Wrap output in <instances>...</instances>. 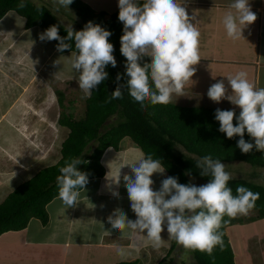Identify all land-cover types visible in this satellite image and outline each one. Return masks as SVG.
Wrapping results in <instances>:
<instances>
[{
  "label": "clouds",
  "instance_id": "9594fccd",
  "mask_svg": "<svg viewBox=\"0 0 264 264\" xmlns=\"http://www.w3.org/2000/svg\"><path fill=\"white\" fill-rule=\"evenodd\" d=\"M57 11L60 7L69 10L73 0H54ZM26 7L25 0H20L18 8ZM118 19L123 23V35L120 38L121 54L126 58L125 75L129 77L125 84H117L115 91L106 102L123 99L126 90L141 108L147 104L167 105L174 98L185 96L184 88L196 72L193 67L199 64L200 32L190 20L186 8L177 0H118ZM236 15L229 12L223 19L228 37L240 39L242 30L256 20L249 0H234L229 5ZM67 36L61 37L57 25L50 26L40 34L41 41H58L57 51L71 50L68 60L71 71L75 74L79 89L84 98H91L93 90L108 79L105 68H113L117 62L113 55L114 46L109 42L112 33L98 24L89 21L83 30L67 29ZM67 41V42H66ZM71 41L75 42V51ZM150 58V63L141 61ZM61 57L54 64H61ZM76 73L79 75L77 76ZM117 75V81L121 80ZM226 87L223 80L212 84L207 92L208 98L219 104L229 101L240 109L236 115L231 110H215V119L219 121V131L228 139L239 137L237 147L243 154L253 150L264 153V87H257L248 79V74L240 71L235 76L227 77ZM177 99L175 100V102ZM236 119L234 126L233 120ZM245 132L253 142H246ZM80 157H69L60 167L57 176L58 195L63 204L76 207L80 203L81 191L85 192L88 174L78 170ZM130 166L132 176L123 175L131 210L135 221L128 218L122 208L114 209L107 221L111 230L119 231L121 236L129 232L145 233L153 248L159 249L164 243L161 233L167 230L168 239L175 240L185 249L198 250L213 257L214 250H224L223 225L234 219L247 216L260 198L258 192L247 187H229L232 174L220 159L205 155L196 160V168L202 177H210L208 183L197 186L194 183L181 184L178 177L168 176L161 181L159 190H153V174L165 173L161 159H154L151 154L141 156ZM124 167V166H123ZM121 167V168H123ZM120 168V169H121ZM118 179L112 181L118 188ZM111 189V184L108 185ZM118 197V191H112ZM117 254L124 257L123 247L117 248Z\"/></svg>",
  "mask_w": 264,
  "mask_h": 264
},
{
  "label": "crops",
  "instance_id": "0c3cea01",
  "mask_svg": "<svg viewBox=\"0 0 264 264\" xmlns=\"http://www.w3.org/2000/svg\"><path fill=\"white\" fill-rule=\"evenodd\" d=\"M80 1L96 13H104L105 18L118 8V0ZM233 2L234 0H177V3L186 8L189 17H195L190 22L196 25L201 34V60L199 64L193 66L196 72L191 78L192 81L184 88L185 96L174 98L172 103L189 107L239 109L227 100L219 104L213 102L208 98L207 92L212 84L223 80L231 94L227 77L235 76L240 71L246 72L250 82L257 87H264V0H249L251 10L257 18L242 30L243 37L240 39L228 37L223 24L226 14L232 12L236 15L235 10L229 8ZM13 12L15 11H8L0 18V22L8 15L14 18L13 22L0 25V45L8 40L5 46L0 47V63L8 64L5 70L0 67L1 103L7 101L3 81L11 79L12 75L20 81L21 71L18 70L20 64L29 62L38 70L54 56H62L59 65L63 66V63L68 61L65 57L71 55V51L58 52L53 41L47 43L41 41L37 30L40 29L42 33L44 31L37 26L26 27L24 17L19 14L24 19L23 29L15 32L13 24L17 20L12 15ZM61 13L64 19L59 14L55 16L67 29L70 28V22L75 21L74 17L63 7ZM77 26L82 28L80 24ZM8 53L12 54L11 59L4 57ZM59 65L55 64V67H52L51 75L62 77L61 80L72 79L77 82L71 69V74H63L59 71ZM4 113L1 112L0 117H3ZM8 125L11 126L9 123ZM10 144L2 138L1 155L7 153L5 148L7 149ZM141 154L144 152L129 137L122 138L116 149L107 148L100 158L104 168L103 176L88 179L85 192L81 191L80 203L76 207L68 208L59 196H56L46 205L48 220L45 224L37 218H31L25 228L0 234V264H114L121 261H136V264H158L162 261L163 264H169L173 249L178 243L173 246V240L168 239L166 227L161 233L165 241L156 249L145 236L146 232H129L121 236L119 231L111 230V225L107 221L108 216L117 208H122L128 218L135 221L136 216L131 210L122 177L133 175L130 166L125 165L137 160ZM119 169L121 179L117 188L112 181L118 179ZM6 173L10 174L11 171ZM151 178L155 182L153 190H159L161 181L167 178L166 171L163 175L153 174ZM6 181L9 182L6 177L5 179L0 177V188L6 187L2 185ZM1 191L0 202L12 190L4 193ZM112 191H118L119 196H113ZM33 220H39V223L32 226ZM244 228H249L251 232L248 230L242 237L239 233ZM225 231L232 245L235 264H264V218L235 223L227 226ZM239 238L241 240L238 244ZM251 239L260 241L258 250L249 249ZM118 247L126 250L127 254L124 257L117 254Z\"/></svg>",
  "mask_w": 264,
  "mask_h": 264
},
{
  "label": "trees",
  "instance_id": "16d2710c",
  "mask_svg": "<svg viewBox=\"0 0 264 264\" xmlns=\"http://www.w3.org/2000/svg\"><path fill=\"white\" fill-rule=\"evenodd\" d=\"M26 7L18 8L20 0H0V18L8 11H15L25 19V26L40 27L43 31L50 26L57 25L59 35L67 36V28L45 5H38L30 0H25ZM143 3V0H140ZM76 15L86 25L89 21L98 24L112 35L108 38L114 46L113 55L117 62L116 67L110 64L105 68L108 79L103 81L97 89L93 90L91 98H85V111L82 117L75 118L72 113L61 112L58 124L68 128L67 136L60 146L59 159L48 166L40 168L28 179L19 183L0 202V234L9 230H21L27 226L31 218L39 219L43 224L48 220L46 205L58 195L57 176L60 167L64 166L69 157H80L85 163L77 166L78 170L88 174V179L100 177L104 174V168L100 158L103 152L111 147L116 149L124 137H129L137 144L144 155L151 154L154 159H161L165 167L166 177H178V182L188 184L190 178H199L209 182L210 177H202L196 168V160L211 155L222 162L243 161L252 166L264 168V153L257 152L243 154L236 146L239 137L228 139L225 133L219 131V121L215 119V110H231L232 108L181 106L174 103L167 105L147 104L141 108L128 92L125 91L123 99L111 100V94L117 84H125L126 58L121 54L120 38L123 35V23L119 21V7L108 18L104 13L94 12L87 4L80 0H73L71 5ZM55 46L58 41L52 40ZM67 42V41H66ZM73 51L75 42L71 41ZM71 50H65L69 52ZM61 53V52H60ZM150 63V58L145 57L141 62ZM121 80L117 81V75ZM58 103L62 105V96L59 94ZM236 115L240 110L235 109ZM114 118L108 123V119ZM234 126L236 119L233 120ZM246 142H253L245 132ZM235 195L238 186L247 187L253 192H258L260 198L256 201L253 211L254 217L230 219L227 216L224 224V250L219 247L214 250L213 257L198 250H190L193 258L191 264H235L234 253L228 240L225 228L235 223L264 218V183L248 180L246 178H234L229 181ZM176 241L173 240V246ZM114 264H136V261H121ZM158 264H163L160 261Z\"/></svg>",
  "mask_w": 264,
  "mask_h": 264
},
{
  "label": "rangeland",
  "instance_id": "374dc122",
  "mask_svg": "<svg viewBox=\"0 0 264 264\" xmlns=\"http://www.w3.org/2000/svg\"><path fill=\"white\" fill-rule=\"evenodd\" d=\"M31 2L45 5L52 13L55 15L59 14L64 19L61 15L62 7L57 11V5L54 0H31ZM68 12L75 19L74 22H70L71 27H74V29L72 28L73 31L83 30L85 25L81 24L82 22L79 18H76L78 16L75 9L69 6ZM12 15L17 20L13 24L14 31L22 30L24 19L15 12ZM13 21V16L8 15L3 17L0 25ZM77 24H80L82 28L80 29ZM37 31L39 35L42 33L40 29ZM7 42L8 40L2 42L1 45L5 46ZM45 42L47 43L48 41ZM11 56L12 54L8 53L4 57L11 59ZM58 57L62 56H54L38 70L32 67L29 62L20 64L18 66V70L21 71L19 72L20 81L14 75H12L11 79L3 81L5 85L4 92L6 93L5 100L7 101L0 102V114L5 112L4 116L0 117V150L3 147L1 145L2 138H5L6 143L10 144V141L12 143L8 145L7 149L4 147L7 151L5 155L0 154L2 156L0 158V177L4 179L6 177L9 181L2 184L3 186L6 185V187L4 189L3 187L0 188L2 190L1 193L13 190L19 183L28 179L40 168L51 165L59 159L61 142L68 133V128L58 124V117L61 112L72 113L75 118H80L84 114L85 98L83 92L79 89L78 83L72 79L61 80L62 77H56L50 73L52 72V67H55L54 62L58 60ZM13 63L16 65L15 62ZM7 66V63H0V67L4 70ZM59 66L60 73L71 74L68 61H65L63 66ZM59 94L62 96V105L58 103ZM10 107H12L11 110ZM113 119L110 117L107 120L108 123L112 122ZM222 163L226 164V170L234 178H246L251 181L264 183V168L262 167L252 166L243 161ZM9 171H11L10 174L6 173ZM190 182L197 186L208 183L199 178H190ZM255 215L256 212L251 210L247 216L238 217L246 219ZM37 223H39V220H33L32 226ZM248 230L249 228H244L239 233L240 236H245ZM240 240L239 238L238 244ZM259 247V240H249V249L251 251H256ZM193 261L189 251L178 244L173 249L169 264H191Z\"/></svg>",
  "mask_w": 264,
  "mask_h": 264
}]
</instances>
